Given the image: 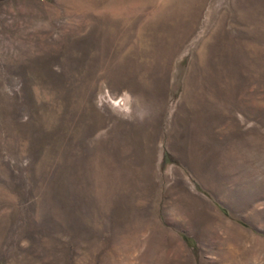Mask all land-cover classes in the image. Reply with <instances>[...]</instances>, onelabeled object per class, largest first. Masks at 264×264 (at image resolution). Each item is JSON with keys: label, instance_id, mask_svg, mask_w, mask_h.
<instances>
[{"label": "rangeland", "instance_id": "obj_1", "mask_svg": "<svg viewBox=\"0 0 264 264\" xmlns=\"http://www.w3.org/2000/svg\"><path fill=\"white\" fill-rule=\"evenodd\" d=\"M0 264H264V0H0Z\"/></svg>", "mask_w": 264, "mask_h": 264}]
</instances>
